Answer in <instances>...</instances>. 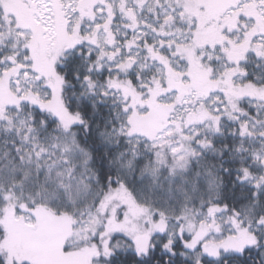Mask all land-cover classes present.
I'll use <instances>...</instances> for the list:
<instances>
[{
  "label": "snow or ice",
  "instance_id": "snow-or-ice-1",
  "mask_svg": "<svg viewBox=\"0 0 264 264\" xmlns=\"http://www.w3.org/2000/svg\"><path fill=\"white\" fill-rule=\"evenodd\" d=\"M0 264H264V0H0Z\"/></svg>",
  "mask_w": 264,
  "mask_h": 264
}]
</instances>
